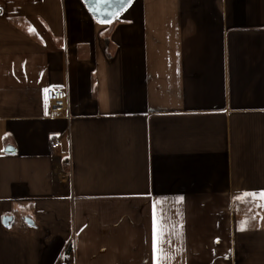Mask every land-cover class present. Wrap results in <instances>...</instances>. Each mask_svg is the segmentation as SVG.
Wrapping results in <instances>:
<instances>
[{
  "label": "crops",
  "instance_id": "crops-1",
  "mask_svg": "<svg viewBox=\"0 0 264 264\" xmlns=\"http://www.w3.org/2000/svg\"><path fill=\"white\" fill-rule=\"evenodd\" d=\"M261 190L264 0H0V264H264Z\"/></svg>",
  "mask_w": 264,
  "mask_h": 264
},
{
  "label": "snow or ice",
  "instance_id": "snow-or-ice-1",
  "mask_svg": "<svg viewBox=\"0 0 264 264\" xmlns=\"http://www.w3.org/2000/svg\"><path fill=\"white\" fill-rule=\"evenodd\" d=\"M119 4L131 3V0H116ZM234 199L242 203H255L258 208H264V190L260 192H244ZM264 219V218H262ZM247 220L242 221V225L246 224ZM182 227V225H181ZM241 230H244L242 227ZM165 243V225L163 215L157 218L156 207L153 205L152 211V260L153 264H165L167 253L164 248Z\"/></svg>",
  "mask_w": 264,
  "mask_h": 264
},
{
  "label": "water",
  "instance_id": "water-1",
  "mask_svg": "<svg viewBox=\"0 0 264 264\" xmlns=\"http://www.w3.org/2000/svg\"><path fill=\"white\" fill-rule=\"evenodd\" d=\"M91 17L101 24L113 23L119 16H121L131 3L119 4L116 0H81ZM4 223L8 225L11 217H5ZM32 224V221L28 220Z\"/></svg>",
  "mask_w": 264,
  "mask_h": 264
},
{
  "label": "built area",
  "instance_id": "built-area-1",
  "mask_svg": "<svg viewBox=\"0 0 264 264\" xmlns=\"http://www.w3.org/2000/svg\"><path fill=\"white\" fill-rule=\"evenodd\" d=\"M69 96L64 91L50 89L47 91L46 100L50 107L52 115L61 116L63 111L68 108ZM50 146L52 149H58L60 147V141L58 137H53L50 140ZM73 264V263H68Z\"/></svg>",
  "mask_w": 264,
  "mask_h": 264
}]
</instances>
